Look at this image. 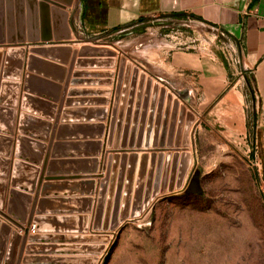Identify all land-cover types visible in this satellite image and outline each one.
I'll list each match as a JSON object with an SVG mask.
<instances>
[{
    "label": "rangeland",
    "instance_id": "1",
    "mask_svg": "<svg viewBox=\"0 0 264 264\" xmlns=\"http://www.w3.org/2000/svg\"><path fill=\"white\" fill-rule=\"evenodd\" d=\"M68 7L73 36L66 44L76 55L71 64L72 51L67 55L63 86L37 75L31 85L42 82L45 87H36L35 92L23 86L18 134L14 131L20 79L16 95V90L13 94L11 87L0 85V227L6 224L9 228L0 255L13 252L14 258L8 260L11 264H43L45 260L51 264H264L262 170L255 165L261 166V141L252 129L256 119L252 102L245 104V133L232 131L218 121L210 127L212 115L204 110L198 92L187 98L184 91L164 80L167 71L161 55L186 44L204 43L232 62L223 36L215 37L213 28L196 21L166 17L125 35H94L83 29L76 0ZM36 23H40L39 14ZM92 37L98 44L81 41ZM0 46L7 50L12 44ZM88 46L87 55L92 57L77 59L82 55L80 49ZM73 67L83 69L73 71ZM39 90L48 92L49 102L40 98ZM32 106L41 112L33 111ZM45 112L49 115L42 114ZM112 112L113 134L107 143ZM189 112L193 115L190 123ZM92 113L99 122L77 119ZM22 122L34 123L36 134L24 133ZM95 123L103 124V132ZM87 131L94 133L92 140L85 136L80 140L79 134ZM132 152H136L135 166L128 171ZM184 152L189 154L188 163ZM151 156L156 157L153 163ZM195 169L200 171L203 193H184ZM50 176L64 177L48 179ZM92 183L93 193H87ZM107 184L108 188L112 185L109 190L116 215L111 230L89 227L82 214L45 210L58 202L68 207L69 201H76L65 195L52 198L48 191L53 188L75 190L81 185L82 198L92 199L91 195L97 198L98 189ZM35 195L33 217L41 228L33 240L26 236L22 244L24 230L17 224L26 228L28 214L23 213L31 208ZM86 204L83 201L81 208L89 216ZM124 207L128 214L122 218ZM77 220L80 228H75L73 221ZM12 232L19 234L15 249L8 251ZM6 260L0 258V264Z\"/></svg>",
    "mask_w": 264,
    "mask_h": 264
},
{
    "label": "crops",
    "instance_id": "2",
    "mask_svg": "<svg viewBox=\"0 0 264 264\" xmlns=\"http://www.w3.org/2000/svg\"><path fill=\"white\" fill-rule=\"evenodd\" d=\"M59 1V5L63 6V1ZM76 5V14L80 16L83 29L94 35H116L119 33L125 35L131 33V29L133 28L138 29L148 22L166 17L178 21L193 20L203 26L213 28L217 32L215 37L218 34L223 36L225 41L222 43L230 48L229 52L232 62H228L226 57L204 43L186 44L172 48L167 54L161 55L164 56L162 59L165 60L167 71L164 80L166 82L170 81L178 90L184 91L187 98L194 96L192 94L194 91L198 92L197 94L200 96V103L203 104L204 110H208L207 113L212 115L210 127L212 123L215 125V121H218L220 125L242 134L248 130V115L245 110V104L251 101L246 78H252L254 83V100L251 102L254 106L253 109L256 111V119L252 120V129L255 130V134L260 136L261 141L260 161L262 175L260 189L264 204V0H76ZM63 7L65 8L62 10L68 12V5L64 4ZM37 14L38 12L36 11ZM43 22L45 23V21ZM55 23L57 32H60L62 27L60 18L56 17ZM39 25L40 23L37 24L38 34H40ZM143 30L141 29L140 32L145 33L144 31L148 29L145 28ZM2 32H5L4 27ZM49 34L52 37L54 36L53 23L52 26L49 25ZM72 36L73 32L70 29V39ZM70 39L54 40V38H51L48 41L38 40L36 42L25 40L24 42H16L14 45L25 50L22 78L19 80L20 95L16 107L15 134H18L19 103L21 102V94L24 92L22 89L24 86L23 77L26 72L27 56L31 54L30 48L67 46L69 44H66V41ZM0 48L5 52L6 47L0 46ZM75 48L78 49V46ZM47 54V56L37 55L42 62L33 71V74L51 83L63 86L68 65L62 62L70 54L69 52L67 54L65 50L48 52ZM3 59L4 57L1 59V67L4 62ZM82 69L80 67H73V71ZM68 85L83 86V84L72 85L71 83ZM36 87L43 88L45 86H43L42 82L37 85L33 82L32 89L35 92ZM37 92L40 96H43L40 97L42 100L46 102L50 101L46 90H39ZM31 109L35 112H41L36 111L33 106ZM42 114L49 115L46 112ZM77 119H88L90 122H99L96 120L98 117L93 113L89 117L81 116ZM22 124L25 129L24 133L30 135L36 134L33 128L34 123L22 122ZM93 135V132L87 131L81 132L79 137L85 136L87 140H92ZM48 192L51 193L52 198H59L63 195L76 198V201L68 202V207L60 206L59 202L51 205V207H46L45 210L51 214H85L84 208H81L83 201L80 198L84 196L81 185L75 190L53 188ZM91 197L93 202L90 207L91 212L89 213V227L93 222L96 194L91 195ZM73 222L76 223L77 227L75 228H80L79 220ZM70 228L56 229L67 231ZM32 232L29 229V233ZM48 263L51 264V261H43V264Z\"/></svg>",
    "mask_w": 264,
    "mask_h": 264
},
{
    "label": "water",
    "instance_id": "3",
    "mask_svg": "<svg viewBox=\"0 0 264 264\" xmlns=\"http://www.w3.org/2000/svg\"><path fill=\"white\" fill-rule=\"evenodd\" d=\"M73 0H63V3L66 5H72ZM63 4V6H64ZM39 6V7H38ZM36 11L38 12L40 16V34L37 32V23H36ZM67 12L64 10L60 9H53V30H54V36H50L49 34V23H48V18H47V6L43 2L37 3L36 0H0V44L3 43H8L12 44V46H9L5 52H3L0 48V57H2V54L4 55V67H3V72L1 74L2 79L0 80V85L3 87H11L12 88V93L15 95L17 94V89H18V80L20 79L22 75V68L24 64V53L25 50L23 48L15 47L14 45L16 42H24L25 40L29 42H36L38 40L41 41H48L51 38H54V40H62V39H67L70 36V29L69 25L67 22ZM25 16L27 17L25 20ZM58 17L60 18L61 22V30L60 32H57L56 30V23H55V18ZM45 21V23L43 22ZM5 29V32H2V29ZM26 30V32H25ZM84 42H93L94 44H98L96 38H84L81 39V41ZM90 46H88L89 48ZM58 50H65L67 53L69 51H72L70 46H54V47H49V46H44V47H32L30 48V55L27 56V61H26V72L24 74V85H25V90L28 91L32 87L31 85V80L35 79L36 76L33 74V71H35L39 66V64L42 62L39 56H47L48 52H55ZM80 51H83L80 49ZM101 51V50H99ZM76 50L72 51V55L70 58V64L74 60V55H75ZM81 53V52H80ZM112 53V52H110ZM69 60V58H65V60L62 63H66ZM9 77L11 80H6V78ZM32 89V88H31ZM31 91V90H30ZM24 96V95H23ZM177 102H175L176 104ZM114 117L115 114H111V119H110V125L108 128L107 132V143H109L110 136L112 137L113 134V125H114ZM193 119V115L189 112L188 115V120L189 123ZM94 126L99 127L101 129L100 133L103 132V124L102 123H95ZM101 134H99L100 136ZM124 140V139H123ZM141 138L139 137L138 144L141 143ZM148 140V131L146 135V142ZM156 138H154L155 142ZM135 150V149H134ZM183 157H187V163L189 161V154L188 152H184ZM161 155L158 156L161 157ZM145 157V156H143ZM135 158H136V152H132V155L128 158V171L130 167L135 166ZM156 157L151 156V162H154V159ZM143 159V158H142ZM125 160V154L123 156V161ZM132 160V162H130ZM86 162H92L91 160H85ZM132 167V168H133ZM91 169V168H90ZM132 173V170H131ZM92 176V175H91ZM64 176H50L48 179H62ZM73 177V176H72ZM71 177V178H72ZM82 176H74L73 178H81ZM104 182V181H103ZM112 186V185H111ZM110 186V187H111ZM110 187H107L104 189V186L99 188L97 191V198L95 201V212L93 216V223H92V228L93 229H102V230H108V229H113L115 226L116 222V215H115V209L114 207L112 208V200L114 201L112 191L109 190ZM129 188V186H128ZM93 183L90 185V189L88 190L87 193H93ZM184 193H194V194H202L203 189L201 185V177H200V171L198 169H195L191 175L190 178L183 190ZM13 193V192H12ZM11 193V194H12ZM26 195V194H25ZM28 200L29 196L26 195ZM12 199V198H11ZM81 201L87 202L85 211L87 212L90 208V204L92 199L90 198H82ZM39 201V205L40 206ZM37 203L36 200V195L33 198V203L31 208L28 209V211H25L23 214H28L27 217V226L26 228L22 227V225L17 224V222L5 214V217L12 221V223L19 225L20 229L24 230V239L22 241V244L26 238V236H29L31 240H33L34 237L37 236L38 231L40 230V221L33 217L34 213V207L35 204ZM126 206V204H124ZM125 207L123 208L122 212V218L125 217L128 214V208L124 211ZM39 213V212H38ZM11 214L12 211H11ZM22 214V215H23ZM82 218H84L85 223L89 220V216L87 214L81 215ZM80 218V216H78ZM121 218V216H120ZM20 219V218H19ZM24 219V216H23ZM21 220V219H20ZM34 221L35 227H34V232L29 233L30 229V224L31 222ZM3 231L2 236L0 237V247L1 249L3 248L4 242L6 243V236L8 235V226L2 225L0 227ZM19 233L17 232H12L11 233V238H10V244H9V249L8 251L14 248L15 249V239ZM5 235V237H4ZM0 258H6L7 260L4 261V264H11L9 259L14 258V253L12 252L11 255L7 254L6 256L2 257L0 255ZM19 258V257H18Z\"/></svg>",
    "mask_w": 264,
    "mask_h": 264
},
{
    "label": "bare ground",
    "instance_id": "4",
    "mask_svg": "<svg viewBox=\"0 0 264 264\" xmlns=\"http://www.w3.org/2000/svg\"><path fill=\"white\" fill-rule=\"evenodd\" d=\"M37 3L39 2H43L46 4V6L48 7L47 8V18H48V23L49 25H52V17H53V9H57L56 7L59 5V0H36ZM63 1V0H62ZM50 4H52L50 6ZM39 7V6H38ZM53 33V32H52ZM70 37V36H69ZM68 37V38H69ZM81 50L83 51H80L82 53L81 56H77L76 58H83V57H86V58H90L92 57V55H87L88 51L90 50L88 47H82ZM98 51V50H97ZM80 53V54H81ZM98 53V52H97ZM78 54V53H77ZM75 55H76V52H75ZM74 55V56H75ZM94 57H98L97 55L94 56ZM186 186V185H185Z\"/></svg>",
    "mask_w": 264,
    "mask_h": 264
},
{
    "label": "trees",
    "instance_id": "5",
    "mask_svg": "<svg viewBox=\"0 0 264 264\" xmlns=\"http://www.w3.org/2000/svg\"><path fill=\"white\" fill-rule=\"evenodd\" d=\"M246 83H247V88L249 91L248 93H249L250 99L251 101H253L254 100V83L252 81V78H246Z\"/></svg>",
    "mask_w": 264,
    "mask_h": 264
},
{
    "label": "built area",
    "instance_id": "6",
    "mask_svg": "<svg viewBox=\"0 0 264 264\" xmlns=\"http://www.w3.org/2000/svg\"><path fill=\"white\" fill-rule=\"evenodd\" d=\"M253 148H254V152L256 153V149H257V145H256V141H255V145L253 146ZM258 161V160H257ZM255 165L257 166V170L261 167L260 165H259V163H255ZM34 227H35V224H32V226L30 227V229L34 232Z\"/></svg>",
    "mask_w": 264,
    "mask_h": 264
}]
</instances>
